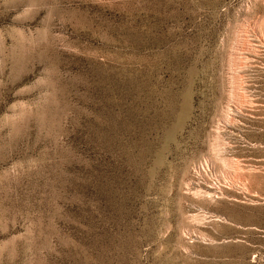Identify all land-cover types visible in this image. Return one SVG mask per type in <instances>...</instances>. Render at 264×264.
I'll list each match as a JSON object with an SVG mask.
<instances>
[{"label":"rangeland","instance_id":"1","mask_svg":"<svg viewBox=\"0 0 264 264\" xmlns=\"http://www.w3.org/2000/svg\"><path fill=\"white\" fill-rule=\"evenodd\" d=\"M0 264H264V0H0Z\"/></svg>","mask_w":264,"mask_h":264}]
</instances>
